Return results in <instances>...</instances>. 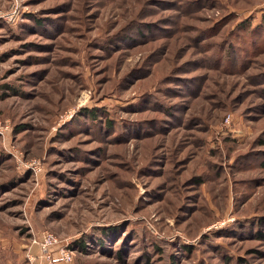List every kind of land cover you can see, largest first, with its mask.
<instances>
[{
	"label": "rangeland",
	"instance_id": "374dc122",
	"mask_svg": "<svg viewBox=\"0 0 264 264\" xmlns=\"http://www.w3.org/2000/svg\"><path fill=\"white\" fill-rule=\"evenodd\" d=\"M262 15L0 0L1 259L49 230L73 264H264Z\"/></svg>",
	"mask_w": 264,
	"mask_h": 264
},
{
	"label": "built area",
	"instance_id": "2783aa9c",
	"mask_svg": "<svg viewBox=\"0 0 264 264\" xmlns=\"http://www.w3.org/2000/svg\"><path fill=\"white\" fill-rule=\"evenodd\" d=\"M18 14L19 7L14 5L9 11L1 13V18L12 24L16 21ZM24 254V264H58L74 261V250L70 243L64 242L57 234L49 230L34 235Z\"/></svg>",
	"mask_w": 264,
	"mask_h": 264
},
{
	"label": "crops",
	"instance_id": "0c3cea01",
	"mask_svg": "<svg viewBox=\"0 0 264 264\" xmlns=\"http://www.w3.org/2000/svg\"><path fill=\"white\" fill-rule=\"evenodd\" d=\"M22 258V257H21ZM20 257H15V256H10V257H8V259L6 260V259H1V257H0V264H24V260H25V258H24V260H23V262L21 261L22 259H21ZM58 264H73V263H65V262H62V263H58Z\"/></svg>",
	"mask_w": 264,
	"mask_h": 264
},
{
	"label": "trees",
	"instance_id": "16d2710c",
	"mask_svg": "<svg viewBox=\"0 0 264 264\" xmlns=\"http://www.w3.org/2000/svg\"><path fill=\"white\" fill-rule=\"evenodd\" d=\"M262 18H263V22H264V15H262ZM95 114V113H94ZM263 165H264V161H263ZM77 244V248L80 247L81 251L83 250H87L88 249V246H91V245H88V244H92L87 242L86 240H80L79 242L76 243ZM93 245V244H92ZM75 250L78 251V249L76 247H74V245H71ZM72 263V262H71ZM171 264H174V263H171Z\"/></svg>",
	"mask_w": 264,
	"mask_h": 264
}]
</instances>
